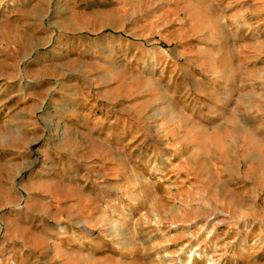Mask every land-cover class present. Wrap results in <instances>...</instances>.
<instances>
[{
  "label": "rangeland",
  "instance_id": "obj_1",
  "mask_svg": "<svg viewBox=\"0 0 264 264\" xmlns=\"http://www.w3.org/2000/svg\"><path fill=\"white\" fill-rule=\"evenodd\" d=\"M0 264H264V0H0Z\"/></svg>",
  "mask_w": 264,
  "mask_h": 264
}]
</instances>
